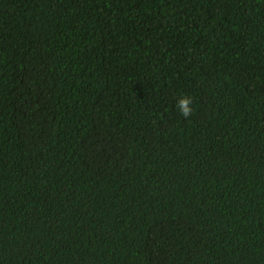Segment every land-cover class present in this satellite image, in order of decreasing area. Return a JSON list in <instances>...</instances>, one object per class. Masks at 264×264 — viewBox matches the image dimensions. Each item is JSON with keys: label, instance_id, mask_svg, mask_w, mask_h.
Wrapping results in <instances>:
<instances>
[{"label": "trees", "instance_id": "obj_1", "mask_svg": "<svg viewBox=\"0 0 264 264\" xmlns=\"http://www.w3.org/2000/svg\"><path fill=\"white\" fill-rule=\"evenodd\" d=\"M0 264H264V0H0Z\"/></svg>", "mask_w": 264, "mask_h": 264}, {"label": "clouds", "instance_id": "obj_2", "mask_svg": "<svg viewBox=\"0 0 264 264\" xmlns=\"http://www.w3.org/2000/svg\"><path fill=\"white\" fill-rule=\"evenodd\" d=\"M192 103L193 101L191 97L189 96H181L178 99L176 108L180 112L181 116H183L184 118H187L190 115H192V112H193V109L191 107Z\"/></svg>", "mask_w": 264, "mask_h": 264}]
</instances>
